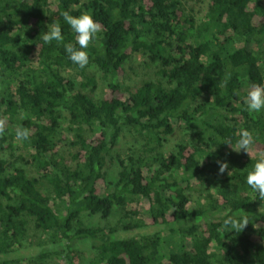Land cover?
<instances>
[{
  "label": "trees",
  "instance_id": "trees-1",
  "mask_svg": "<svg viewBox=\"0 0 264 264\" xmlns=\"http://www.w3.org/2000/svg\"><path fill=\"white\" fill-rule=\"evenodd\" d=\"M187 1L0 0V264H80L79 241L95 251L88 264H264V198L245 182L254 157L233 150L247 129L264 151V112L243 104L248 88L264 84V0H199L200 19ZM64 12L99 25L84 68L65 52L75 33ZM57 23L63 41L44 44ZM136 53L155 63L156 77L131 90L118 78ZM92 68L106 85L98 97ZM176 120L193 138L166 154ZM123 129L145 142L116 157L108 180L107 156ZM218 162H227L223 173ZM136 198L149 202L144 217L129 207ZM84 213L111 221L86 226ZM227 216L247 224L225 227ZM31 230L48 247L9 258Z\"/></svg>",
  "mask_w": 264,
  "mask_h": 264
},
{
  "label": "rangeland",
  "instance_id": "rangeland-1",
  "mask_svg": "<svg viewBox=\"0 0 264 264\" xmlns=\"http://www.w3.org/2000/svg\"><path fill=\"white\" fill-rule=\"evenodd\" d=\"M185 7L187 8V12L193 13V15L196 18H202L203 15V9L205 7L204 3H200L199 0H188L187 4H185ZM192 8V9H190ZM190 41H192V38H189ZM250 46H255L254 42L248 43ZM147 59L144 55L140 53H136L133 55V57L127 61L124 65L125 73L122 77L118 78V81L120 84H122L126 88H130L133 90L141 81L143 80H154L156 75L154 73L156 69L155 63H146ZM96 72V76L98 77V88L95 93V97H98L103 93L106 85L103 81L100 80V74L97 72L96 69L92 68ZM77 81L80 80L79 77L76 78ZM127 95V94H126ZM174 125V133L170 136L166 137V140L164 141V144L161 148L162 151H164L166 154L175 150V147L180 142L185 141H191L192 136L185 131V124L184 122L180 121H173ZM66 123L62 121L61 127H62V133L67 138V141L64 142V146H62V154L67 155V153L71 150L70 143H68L71 140V134L67 132L66 130ZM255 136V143L252 146V148L249 150V156L248 157H255L256 154L259 152L255 144L259 141V137L257 134H254ZM143 136L139 135L138 133L134 131H130L127 129H123L117 142L113 147H111L109 154L107 156V162H108V180H115L117 177V172L119 171V166L116 160L117 156L125 157L130 151H138L142 144L144 143ZM197 181H192V186L196 188ZM46 188V187H44ZM191 191L192 200L188 203V209L193 210L195 207L194 199H196L199 196V193L195 190ZM46 190V189H45ZM200 199V198H199ZM200 202L202 203L203 200L200 199ZM52 205V203H51ZM149 202L147 199L144 198H136L135 202L130 204L129 207H136L139 211V215L141 217H144L147 212ZM257 210H264V199L262 201V204L257 207ZM82 222L86 226H101L105 227L107 221H111L109 218L108 220H102L98 215H90L87 213H84L82 215ZM112 223V222H110ZM161 229L159 226L149 227L145 229H139L132 233H126V232H117L116 237H124L126 235H134L138 236L140 234L144 233H152L153 231ZM162 236H167V231H164L162 233ZM41 239V235L38 232H35V230H31L28 233V238L26 242H24L22 247H17L11 252L8 253L9 258H17L20 259L25 256L33 255L38 250L44 247H48V245H45L44 243L37 242ZM161 252L164 255H167L168 248L167 246L162 243L161 245ZM76 253H77V260L80 264H88L91 259L95 255V251L92 249L91 244L89 241H79L76 244Z\"/></svg>",
  "mask_w": 264,
  "mask_h": 264
},
{
  "label": "clouds",
  "instance_id": "clouds-1",
  "mask_svg": "<svg viewBox=\"0 0 264 264\" xmlns=\"http://www.w3.org/2000/svg\"><path fill=\"white\" fill-rule=\"evenodd\" d=\"M63 19L72 32L75 33V45L71 43L64 45L68 59L78 67L84 68L89 64L87 49L89 44L97 38L99 25L88 13L73 16L69 12H64ZM63 39L61 27L58 23L48 28L41 36V40L44 44H49L52 41L60 43ZM243 104L250 113L259 114L264 112V84H253L248 88ZM2 131L3 129L0 128V132ZM27 135V132L24 130L17 131V136L21 139H26ZM255 139L251 131L241 129L238 140L236 141L239 147L235 149L232 148L237 152L243 150L245 154L249 156V150L254 145ZM224 142L230 145L228 141ZM218 165V171L220 173H223L228 167L227 162H218ZM245 182L259 197L264 198V151L258 152L254 157V163L245 177ZM246 224V220L241 221L232 216H227L224 220L225 227L238 229L239 231H241Z\"/></svg>",
  "mask_w": 264,
  "mask_h": 264
}]
</instances>
